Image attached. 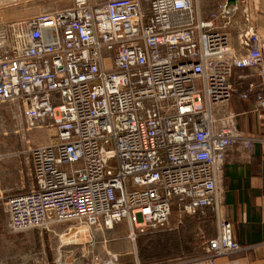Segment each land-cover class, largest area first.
<instances>
[{
  "label": "built area",
  "instance_id": "obj_1",
  "mask_svg": "<svg viewBox=\"0 0 264 264\" xmlns=\"http://www.w3.org/2000/svg\"><path fill=\"white\" fill-rule=\"evenodd\" d=\"M69 1L0 29V105L59 140L30 149L35 186L5 201V231L56 234L71 223L105 234L126 224L136 242L168 228L174 212L211 209L217 236L165 264H218L240 252L224 171L234 149L261 140L230 111L234 72L258 70L264 85V38L246 0L218 1L197 23L198 0ZM239 13L238 51L216 21L230 26ZM257 90L250 84L264 109Z\"/></svg>",
  "mask_w": 264,
  "mask_h": 264
},
{
  "label": "crops",
  "instance_id": "obj_2",
  "mask_svg": "<svg viewBox=\"0 0 264 264\" xmlns=\"http://www.w3.org/2000/svg\"><path fill=\"white\" fill-rule=\"evenodd\" d=\"M218 1L221 0H198L196 23L199 20H207L209 12ZM246 2L251 24L264 38V0ZM0 3L5 6L0 8V12L15 11L17 3L19 9L21 6V0H0ZM69 4L71 5V2ZM241 22V13L234 18L232 25L227 27L223 20L216 21V28L225 29L231 35L232 45L237 50L240 49L237 27ZM232 80L236 91L230 102V111L237 116L238 127L242 133L248 138H260L261 141L255 143L251 152L243 148L234 149L225 167L222 186L225 192L226 215L233 226L234 240L242 250L220 259L218 264H264V109L258 108L257 98L254 94H249V86L254 83L258 85L257 93L264 99V85L258 70H236ZM244 94H249V98L243 99ZM33 132L47 133V136L53 133L32 131L27 148H21L20 141L13 136L5 140L0 139V264H21V239L19 235H10L5 231L3 205L9 198L27 194L35 186L30 149L54 145L52 141L42 143L32 135ZM170 227L169 231L149 235L151 243L162 244L161 238L167 241L173 238L179 242L176 256L163 257L165 260L198 255L203 250L202 242L198 238L203 236L204 239H213L217 236V221L211 209L195 216H183L174 212Z\"/></svg>",
  "mask_w": 264,
  "mask_h": 264
},
{
  "label": "rangeland",
  "instance_id": "obj_3",
  "mask_svg": "<svg viewBox=\"0 0 264 264\" xmlns=\"http://www.w3.org/2000/svg\"><path fill=\"white\" fill-rule=\"evenodd\" d=\"M69 2V0H21L20 9L17 5L15 11L0 12V29L14 22L26 21L44 13L62 10L70 6ZM4 7L0 3V8ZM11 8H14L13 5ZM34 130L51 132L49 129ZM34 130H27L21 112L15 109L13 104L0 105V139L5 140L7 137L13 136L20 141L21 148H27L30 142L29 135ZM52 132L51 135L48 134L49 136L43 132H33L32 135L42 143L52 141L55 144L57 138L55 132ZM69 168L70 166H66L64 170ZM75 226L71 223L60 226L56 229V234L38 231L18 234L21 239V264H135L137 260L141 264H157L180 258L174 257L165 260L163 257H167L166 254L161 256L160 253H157L158 250H153L148 261L144 262L139 249L140 244L145 248H151V245L154 243L153 246H155L156 242L151 243L149 235L139 237L136 242H133L129 238V228L126 224L105 234L95 233L86 227ZM78 230L81 231L73 235ZM169 230H171L170 226L158 234ZM84 232L87 234L82 236ZM64 235H69L64 238L69 237L66 243L62 240ZM202 238L203 236L198 240H201L203 245L206 240ZM161 239L160 242L165 244L167 240ZM169 240H173V238ZM60 246H64V248L60 249ZM111 255L116 256L117 261L112 259Z\"/></svg>",
  "mask_w": 264,
  "mask_h": 264
},
{
  "label": "trees",
  "instance_id": "obj_4",
  "mask_svg": "<svg viewBox=\"0 0 264 264\" xmlns=\"http://www.w3.org/2000/svg\"><path fill=\"white\" fill-rule=\"evenodd\" d=\"M183 245H185V242H183ZM178 248H179V242L177 240H168L165 244L156 243L155 246L151 248H145L141 244L139 246L141 257L144 262L148 261V258L151 256V253H153V250L154 251L158 250L157 253H160L161 256L163 254H166L167 257H164V258H169V257L176 256L177 254L176 252Z\"/></svg>",
  "mask_w": 264,
  "mask_h": 264
},
{
  "label": "bare ground",
  "instance_id": "obj_5",
  "mask_svg": "<svg viewBox=\"0 0 264 264\" xmlns=\"http://www.w3.org/2000/svg\"><path fill=\"white\" fill-rule=\"evenodd\" d=\"M79 231H81V230H78V231H76V232H75L73 235H76V234H78V232H79ZM84 234H87V233H86V232H84V233L82 234V236H83ZM73 235H72V236H73ZM65 236L67 237V236H69V235H64V236L62 237V240H63V241L66 243L69 237H68V238H66V239H64V238H65Z\"/></svg>",
  "mask_w": 264,
  "mask_h": 264
},
{
  "label": "water",
  "instance_id": "obj_6",
  "mask_svg": "<svg viewBox=\"0 0 264 264\" xmlns=\"http://www.w3.org/2000/svg\"><path fill=\"white\" fill-rule=\"evenodd\" d=\"M228 3H236L237 0H227Z\"/></svg>",
  "mask_w": 264,
  "mask_h": 264
},
{
  "label": "flooded vegetation",
  "instance_id": "obj_7",
  "mask_svg": "<svg viewBox=\"0 0 264 264\" xmlns=\"http://www.w3.org/2000/svg\"><path fill=\"white\" fill-rule=\"evenodd\" d=\"M17 5H19V4L17 3Z\"/></svg>",
  "mask_w": 264,
  "mask_h": 264
}]
</instances>
